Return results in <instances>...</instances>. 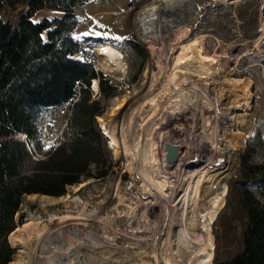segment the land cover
Instances as JSON below:
<instances>
[{"label":"rangeland","instance_id":"obj_1","mask_svg":"<svg viewBox=\"0 0 264 264\" xmlns=\"http://www.w3.org/2000/svg\"><path fill=\"white\" fill-rule=\"evenodd\" d=\"M206 1L91 0L75 8L80 25L72 36L84 49L76 58L93 62L124 86L98 116L100 126L110 132L107 141L117 165L107 178H86L62 196H26L19 212L24 224L9 236L16 251L10 264H166L165 257L175 264L183 260L179 217H190L201 171L204 182L197 198L210 208L209 264L216 255L236 253V247H219L216 229L227 182L239 172L240 151L256 139L259 127L264 136V0H258L260 36L229 42L198 31L200 17L189 35ZM26 8L0 10V17L16 23ZM64 16L43 9L33 20ZM107 44L122 55L121 70L109 67L96 50ZM128 48L137 54L128 55ZM187 55L182 67L191 73L200 70L203 80L185 94L184 113L181 109L175 117L164 112L173 96L167 77L177 58ZM67 119V107L44 112L40 123L45 146L62 139ZM166 141L181 145L173 159L166 158ZM212 165L218 166L210 182ZM153 173L165 176L160 189ZM198 260L194 264H205L203 257Z\"/></svg>","mask_w":264,"mask_h":264},{"label":"trees","instance_id":"obj_2","mask_svg":"<svg viewBox=\"0 0 264 264\" xmlns=\"http://www.w3.org/2000/svg\"><path fill=\"white\" fill-rule=\"evenodd\" d=\"M89 1L0 0V10L27 7L16 23L0 17V264L13 261L16 251L9 236L24 224L19 212L26 196H62L86 178H107L117 165L98 116L124 86L93 62L76 58L84 49L72 36L80 25L75 8ZM43 9L65 16L35 22ZM201 10L189 35L199 17L198 31L225 42L254 41L261 34L258 0H207ZM126 53L137 54L129 48ZM95 80L97 96L92 90ZM61 107L68 108L67 131L60 141L45 146L40 121L45 111ZM238 168L227 182L226 203L216 229L219 247L225 244L237 251L228 258L216 255L214 264H264L260 127L256 139L240 151ZM211 253L212 245L205 264Z\"/></svg>","mask_w":264,"mask_h":264},{"label":"bare ground","instance_id":"obj_3","mask_svg":"<svg viewBox=\"0 0 264 264\" xmlns=\"http://www.w3.org/2000/svg\"><path fill=\"white\" fill-rule=\"evenodd\" d=\"M96 50L99 52L100 55L104 56V59H105L107 65L109 67H111L113 69H120L121 70V68L124 66L123 65V57H122V55L117 50H115L113 47L108 46V44L107 45H99L98 47H96ZM188 56L189 55H187V56H179L177 58L178 59L177 62L172 67V69L170 70V73H168V77H167L168 80H169L168 84H166V86L169 87L167 90H169V91L171 90L170 92H172V93H170V94H173V96L171 97L170 94H167L168 96H170V97L167 96L170 99V102H169V106L167 107V109L164 112L166 114H171V115L173 114V115H175V117H178L176 115L178 114V112H182L181 109L183 110V107L186 105V101L184 100L185 94H187L188 91L191 90L190 89L191 87H193V86L197 87L198 86L197 83L198 82L200 83V81L203 80V77H202V75L200 73V70H196L195 71V69H194V72L191 73L190 69L186 70L185 68L182 67V63L184 62V59H186ZM177 70H181V71L179 72ZM178 78H180V80ZM177 81L180 84H177ZM92 90L94 92V95H99V85H98V82L96 80L93 81ZM177 97H180L181 100H177ZM173 99H174L175 102L172 103L171 101ZM183 113H184V110H183ZM224 119H226V118H224ZM218 124H220V126H221V122L218 123ZM218 124H217V126H218ZM160 125H161V123H160ZM101 126L104 129V132L107 135V137L111 140V135L109 134L110 132H108V130L105 129L106 127H104L102 123H101ZM163 142H164V140H163ZM112 143H113V140H112ZM221 152L219 151L218 154H217L219 157L222 156ZM172 165H174V160L172 161ZM217 166H213V165L210 166V170L211 171L210 170H209L210 172L208 171L209 172L208 175H207L208 179L206 178L207 180H210V182L212 181V178H213V175H211V172L215 171ZM169 168H171V167H169ZM153 174H154V179L156 180V188L160 189L161 188L160 185H162V183L165 182L164 181L165 180L164 179L165 176L164 175H160V174H156V173H153ZM202 174H203L202 171H201V173L198 174V179H197V182H196L197 184L195 186V189L193 190V200H192L193 203L191 204L192 205V209L190 210L191 211L190 215H189L190 217L187 218L188 220H186L183 217L180 218L181 216L179 217V219H180V221H179V229L177 231H178V233L180 235V241L178 243L181 245L182 252L180 253V255L183 258V260L180 259L179 261L175 262V264H180V263H182V264H194V263H198V262H200V260H198V259H200V257L201 258L203 257V261H205L207 256H208V254H209L210 247L212 245V237H211V235L209 234V232L206 229V218L210 214V208L207 206L208 203L204 202L205 203L204 204V203L201 202V199L197 198V194L199 193V187L204 182L203 181L204 177H203ZM184 204H182V205L184 206ZM182 205H180V207ZM186 205L188 206V202H187ZM203 205L206 207L205 211L201 210V207ZM187 210H185L184 213H186ZM44 229H46V228L44 227ZM46 232H47V230H46ZM42 234L44 235V233H42ZM11 236H12V234H11ZM86 242H87V240L85 241V243ZM187 257H188L189 261H185V258H187ZM165 262H166V264H170L171 260L169 258L165 257Z\"/></svg>","mask_w":264,"mask_h":264},{"label":"water","instance_id":"obj_4","mask_svg":"<svg viewBox=\"0 0 264 264\" xmlns=\"http://www.w3.org/2000/svg\"><path fill=\"white\" fill-rule=\"evenodd\" d=\"M102 57H104V56H102ZM92 85H93V83H92ZM95 96H97V95H95ZM101 128H102V126H101ZM103 133L105 134L104 130H103ZM20 137L23 138L22 135ZM106 138L109 139L107 137V135H106ZM164 146H165L164 147L165 155H166V158L167 159H173L174 157H176L177 154L179 153V150L181 149V145L180 144L173 143V142H169V141H166L165 144H164Z\"/></svg>","mask_w":264,"mask_h":264},{"label":"built area","instance_id":"obj_5","mask_svg":"<svg viewBox=\"0 0 264 264\" xmlns=\"http://www.w3.org/2000/svg\"><path fill=\"white\" fill-rule=\"evenodd\" d=\"M131 183V182H130ZM132 186L129 185V188H131Z\"/></svg>","mask_w":264,"mask_h":264}]
</instances>
